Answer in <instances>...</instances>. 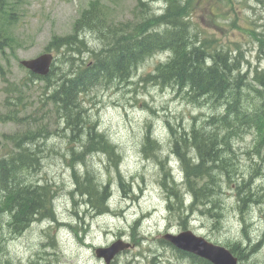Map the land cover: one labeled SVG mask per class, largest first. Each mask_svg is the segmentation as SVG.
Returning <instances> with one entry per match:
<instances>
[{
    "label": "rangeland",
    "instance_id": "1",
    "mask_svg": "<svg viewBox=\"0 0 264 264\" xmlns=\"http://www.w3.org/2000/svg\"><path fill=\"white\" fill-rule=\"evenodd\" d=\"M140 2L7 0L5 16L1 18L0 13V114L18 117L16 121H0V157L15 147L10 135L22 138L30 135L25 134L27 131L39 129L35 140L22 145L36 149L34 143L43 150L41 170L25 173V177L37 184H54L56 212L52 222L43 217L46 211L42 209L40 218L20 232L10 223V216L0 213L3 263L105 264L95 256V248L122 240L131 246L119 252L110 264H192L160 239L165 233L190 230L229 252L232 249L237 264H264V143L255 122L239 127L238 136L230 129L223 130L227 138L232 137L230 150L235 156L229 153L226 160L230 175L219 192V215L212 220L193 208L183 225L175 197L160 181L161 166L173 174H166L165 185L174 181L173 176L180 183L181 167L171 141L178 129L188 130L220 109L215 103L194 101L169 86L144 80L169 52L147 57L135 68L130 82L100 84L82 96L85 118L96 123V128L116 146V166L108 155L90 153L87 146L77 142L79 134H71L70 126L62 122L60 113L47 99L51 85L30 79V72L20 64L23 59L49 52L54 56L51 68L59 66L56 74H60L67 69L63 61L67 50L55 46L46 49L51 39L73 33L75 21L91 3L104 22L120 34L131 31L139 19L164 10V0ZM189 2L191 17L187 21L196 33L194 42L217 45L238 57L233 68L240 73L239 90L243 92L230 93L229 99L238 100L237 104L252 103L254 108L260 101L264 103V44L259 41L264 39V5L258 0ZM10 12L12 17L8 16ZM127 24L130 26L126 29ZM78 30L85 36L87 47L98 49L107 42L92 29L78 26ZM216 135L221 136L220 130ZM257 143L260 152L255 151ZM86 171L94 173L99 185H107L109 194L104 205L108 211L100 208L102 211L96 213L89 209L87 197L76 190L73 173L82 180ZM179 187L186 207L190 194L182 185Z\"/></svg>",
    "mask_w": 264,
    "mask_h": 264
},
{
    "label": "trees",
    "instance_id": "2",
    "mask_svg": "<svg viewBox=\"0 0 264 264\" xmlns=\"http://www.w3.org/2000/svg\"><path fill=\"white\" fill-rule=\"evenodd\" d=\"M137 1L141 3L140 0ZM258 1L264 5V0ZM6 3L7 0H0L1 18L6 14ZM189 3V0H164V10L161 13L139 19L131 31L122 34L109 27L96 5L91 3L75 21L73 33L58 39L54 37L46 46V49L54 46L66 48L63 61L67 69L56 74L60 68L53 66L46 76L30 73V79L35 78L51 85L52 89L47 99L60 113L62 122L67 127L70 126L71 134H79L77 142L81 143V146H87L90 153L108 155L116 166L119 160L116 146L96 128V123L85 118L83 113H86V110L82 96L100 84L130 82L135 68L147 57L169 52L166 60L159 62L144 80L169 86L194 101L206 100L215 103L220 109L219 112L202 119L200 123H193L188 130L178 129L177 136L171 141L172 152L178 156L182 171L180 183H177L173 176L174 181L165 185L166 174L168 172L173 174L168 167L161 166L160 181L168 194L175 197L174 204L181 212L179 220L183 225L187 214L193 208L211 217L212 220L219 215L217 211L218 201L221 200L219 192L223 189L226 177L230 175L226 160L229 156L228 151L232 148L230 141L232 137L227 138L223 130L230 129L234 136H238L239 127L255 122L262 132L264 143V103L260 101L254 108L252 103L237 104L238 100L229 99L230 93L240 95V92H243L239 90L240 73L233 68L238 57L217 45L208 46L194 42L192 37L196 33L189 28L187 21L191 17ZM8 16L12 17L11 12ZM0 20L2 22L3 19ZM78 26L96 31L103 39H107V42L98 49L87 47L85 36L80 35ZM129 26L127 24L126 29ZM111 34L114 35L110 37ZM259 41L264 44V39ZM79 55L83 57L80 58ZM236 73L238 74L235 75ZM17 119L16 114H0V121ZM217 130L221 132L220 137L216 135ZM32 132L34 134H31ZM28 133L30 135H24L22 138H17L16 134L10 135L9 139L15 147L11 153L0 157V213L1 216H10L12 219L10 223L16 226L18 232L29 223L38 220L42 215V209L46 211L43 214L44 218H50L52 222L56 218L52 199L54 184L47 181L42 184L30 182L24 174L40 172L43 159L41 155L43 150L34 143L36 149L22 145L35 140L39 135V129L27 131L25 134ZM145 135L148 138L147 132ZM151 143L154 144V141L151 140ZM149 151L153 152L154 149L149 147ZM255 151L260 152L258 143ZM77 177L79 176L74 172L76 190L85 195L89 202V206H86L96 213L102 211L100 208L108 211L107 205H104L109 194L107 185H99L93 172H84L82 180ZM82 182L86 185H81ZM214 184H217L218 192L211 189ZM181 185L189 192L191 198L186 207L184 193L179 187ZM169 206L171 204H168ZM161 242L167 243L163 240ZM171 247L178 255L188 258L192 264H211L190 253H183L172 245ZM1 258L3 259L0 253V264H5Z\"/></svg>",
    "mask_w": 264,
    "mask_h": 264
},
{
    "label": "water",
    "instance_id": "3",
    "mask_svg": "<svg viewBox=\"0 0 264 264\" xmlns=\"http://www.w3.org/2000/svg\"><path fill=\"white\" fill-rule=\"evenodd\" d=\"M53 58L54 56L51 53L45 52L34 58L21 60L20 64L36 75L45 76L50 71ZM162 238L173 244L177 249L207 259L212 264H237L236 257L228 249L207 241L190 230H183L177 234L165 233ZM129 247L128 242L117 240L109 246L95 248V255L97 258H102L105 264H110L119 252Z\"/></svg>",
    "mask_w": 264,
    "mask_h": 264
},
{
    "label": "bare ground",
    "instance_id": "4",
    "mask_svg": "<svg viewBox=\"0 0 264 264\" xmlns=\"http://www.w3.org/2000/svg\"><path fill=\"white\" fill-rule=\"evenodd\" d=\"M37 141H38V140H37ZM36 147H37V146H36ZM228 152L231 153L232 156H235V153H234L233 151L230 150V151H228ZM227 157H229V156H227ZM40 162H41V161H40ZM37 167H38V166H37ZM31 171H32V169H31ZM26 173H27V172H26ZM24 174H25V173H24ZM32 186H33V185H32ZM211 189H213L215 192H218V191H219V190H217V184L212 185V186H211ZM29 224H31V223H29ZM29 224H28V225H29ZM14 227H16V226H14Z\"/></svg>",
    "mask_w": 264,
    "mask_h": 264
}]
</instances>
